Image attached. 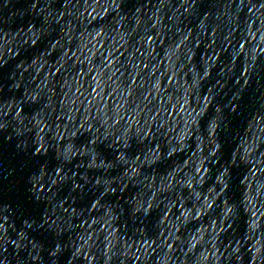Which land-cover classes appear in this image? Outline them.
Segmentation results:
<instances>
[{
  "label": "clouds",
  "instance_id": "obj_1",
  "mask_svg": "<svg viewBox=\"0 0 264 264\" xmlns=\"http://www.w3.org/2000/svg\"><path fill=\"white\" fill-rule=\"evenodd\" d=\"M0 264H264V0H0Z\"/></svg>",
  "mask_w": 264,
  "mask_h": 264
}]
</instances>
